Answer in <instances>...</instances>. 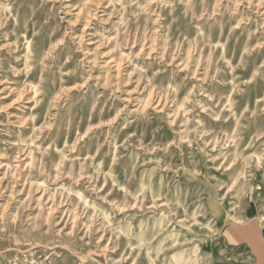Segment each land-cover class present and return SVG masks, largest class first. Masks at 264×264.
Instances as JSON below:
<instances>
[{
    "label": "rangeland",
    "instance_id": "obj_1",
    "mask_svg": "<svg viewBox=\"0 0 264 264\" xmlns=\"http://www.w3.org/2000/svg\"><path fill=\"white\" fill-rule=\"evenodd\" d=\"M253 216L264 0H0V264H215Z\"/></svg>",
    "mask_w": 264,
    "mask_h": 264
},
{
    "label": "crops",
    "instance_id": "obj_2",
    "mask_svg": "<svg viewBox=\"0 0 264 264\" xmlns=\"http://www.w3.org/2000/svg\"><path fill=\"white\" fill-rule=\"evenodd\" d=\"M216 246L215 264H264V228L254 216L227 223Z\"/></svg>",
    "mask_w": 264,
    "mask_h": 264
}]
</instances>
